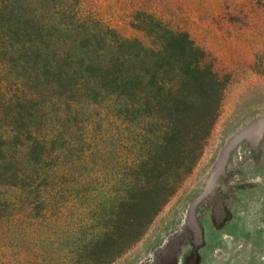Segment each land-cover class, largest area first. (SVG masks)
Returning a JSON list of instances; mask_svg holds the SVG:
<instances>
[{"label": "trees", "instance_id": "1", "mask_svg": "<svg viewBox=\"0 0 264 264\" xmlns=\"http://www.w3.org/2000/svg\"><path fill=\"white\" fill-rule=\"evenodd\" d=\"M0 0V264H107L200 161L229 80L186 31Z\"/></svg>", "mask_w": 264, "mask_h": 264}, {"label": "rangeland", "instance_id": "2", "mask_svg": "<svg viewBox=\"0 0 264 264\" xmlns=\"http://www.w3.org/2000/svg\"><path fill=\"white\" fill-rule=\"evenodd\" d=\"M140 8L186 31L229 84L194 172L107 264H264V0H83L124 38Z\"/></svg>", "mask_w": 264, "mask_h": 264}]
</instances>
